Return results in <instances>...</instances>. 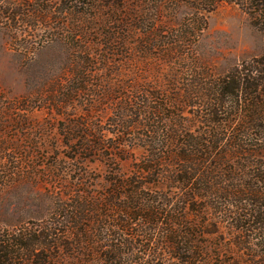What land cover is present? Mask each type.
<instances>
[{
	"label": "rangeland",
	"instance_id": "obj_1",
	"mask_svg": "<svg viewBox=\"0 0 264 264\" xmlns=\"http://www.w3.org/2000/svg\"><path fill=\"white\" fill-rule=\"evenodd\" d=\"M81 1L0 0V240L20 243L11 264H87L92 257L84 250L59 247L68 242L61 239L74 216L71 205L79 197L102 205L110 169L131 176L143 156L137 139L148 108L175 98L171 94L185 85L218 92L229 70L264 55V36L232 3L207 12L209 6L191 1L124 0L109 9L98 4L94 14ZM136 6L137 17L128 12ZM180 111L187 120L196 108ZM161 190L172 203L182 194ZM90 209L82 234L112 241L122 252L115 241H130L124 261L173 264L162 251L153 257L144 252L146 240L134 238V244L109 229L103 217L111 213L103 207ZM188 212L212 233L200 240L221 246L218 260L238 261L232 219L213 208L204 215ZM25 245L35 249L30 258Z\"/></svg>",
	"mask_w": 264,
	"mask_h": 264
},
{
	"label": "trees",
	"instance_id": "obj_2",
	"mask_svg": "<svg viewBox=\"0 0 264 264\" xmlns=\"http://www.w3.org/2000/svg\"><path fill=\"white\" fill-rule=\"evenodd\" d=\"M76 1L82 4L81 0ZM83 1L94 14L100 11L98 4L109 9L124 2ZM130 1L144 3L125 0ZM176 1L204 3L209 6L207 12L223 2L238 5L250 18L251 25L264 36V0ZM138 11L139 6L128 9L133 16L141 15ZM177 44V40L173 41L172 46ZM248 64L240 70L234 67L223 75L217 83L218 92L211 86L185 85L181 92L171 94L175 98L169 97L148 108L144 117L146 124L142 125V135L137 139L142 142L139 148L143 156L132 166L131 176L124 177L120 170L110 169V177L105 182L109 191L102 205L82 201L81 197L74 201L71 226L62 231L61 240L68 242L59 247L67 252L84 250L86 256L92 257L87 264H146L130 258L124 261L125 247L131 246L128 240L115 241L123 248L122 252L110 244L112 241L99 242L82 234L87 217L83 213L103 207L111 213L103 217L111 221L107 227L126 235L134 244V238L146 240L147 245L141 248L152 257L162 251L173 264H225L218 260L217 250L221 246L200 240L212 234L205 230L204 221L194 220L188 212L204 215L213 208L234 221V244L242 253L236 252L238 261L232 264H264V55ZM183 106L196 108L187 120L181 116ZM170 109L173 116L163 117ZM157 124L164 128L159 129ZM122 135L129 133L122 132ZM90 148L85 150L91 151ZM112 157L108 161L110 166L114 165ZM162 187L182 194L172 203V197ZM121 198L123 202H115ZM132 225L137 229H131ZM19 244L14 239L0 240V264H11L13 250ZM23 247L30 258L35 249H30V245ZM46 247L50 249L53 245Z\"/></svg>",
	"mask_w": 264,
	"mask_h": 264
}]
</instances>
